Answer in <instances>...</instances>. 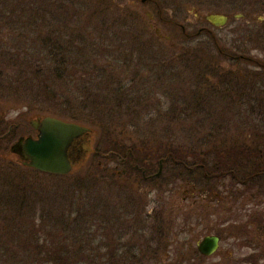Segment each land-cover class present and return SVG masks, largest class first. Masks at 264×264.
Segmentation results:
<instances>
[{
	"label": "rangeland",
	"instance_id": "rangeland-1",
	"mask_svg": "<svg viewBox=\"0 0 264 264\" xmlns=\"http://www.w3.org/2000/svg\"><path fill=\"white\" fill-rule=\"evenodd\" d=\"M210 15L228 19L217 26ZM44 74L68 102L23 83ZM97 93L99 100L90 98ZM263 112L264 0H0V117L8 122L0 131H12L0 141L2 264L5 252L23 257L51 244L80 250L73 242L80 237L79 264H99L112 251L120 264L134 254L143 264H254L245 261L253 253L264 264V228H244L256 211L264 223V192L220 194L209 182L211 193L200 195L195 175L176 167L182 178L164 177L171 173L164 157L148 172L131 156L132 147L171 141L203 149L222 138L262 144L251 124ZM44 115L92 129L91 150L78 153L70 174L25 166L10 150L36 134L32 122ZM102 147V156L92 154ZM130 166L132 176L123 171ZM210 234L220 236V247L201 258L198 245ZM37 240L44 249L22 246Z\"/></svg>",
	"mask_w": 264,
	"mask_h": 264
},
{
	"label": "trees",
	"instance_id": "trees-1",
	"mask_svg": "<svg viewBox=\"0 0 264 264\" xmlns=\"http://www.w3.org/2000/svg\"><path fill=\"white\" fill-rule=\"evenodd\" d=\"M43 16V15H42ZM33 17V16H32ZM32 19V18H31ZM51 34V33H47ZM43 36H50L46 35V33ZM46 39V38H45ZM49 53H51V49L49 50ZM36 65L33 63H30V70L32 73L33 71L37 70L38 67L35 68ZM35 68V69H34ZM46 69V68H43ZM113 71V70H112ZM61 76V75H59ZM29 78L26 79L23 83L25 86L32 87L33 85L40 84L42 85V92L41 96H45V99L50 100L51 102L54 101L56 104H59L57 100H55L56 97H61L67 100L68 97H66L67 94L62 93L63 91H54L50 85V81H48L46 78L48 77L46 74L43 75L45 79L43 81H40L39 83L34 79V77L28 76ZM35 77H41L40 75H36ZM241 78V77H240ZM256 81V80H255ZM115 81L110 82V84H113ZM257 83H260V80L256 81ZM108 83V82H107ZM258 83V85H259ZM109 84V83H108ZM107 84V85H108ZM262 86V85H260ZM100 89V88H99ZM120 89V88H118ZM100 90H91L89 92H97ZM117 93L114 92L115 96L113 98V102L120 104L121 101L124 99L123 97L119 96L118 90H116ZM101 95V94H100ZM98 93L95 95H90V98H94L95 100H99ZM199 98V97H198ZM68 102V100H67ZM85 101L83 102L84 105ZM256 103V101H254ZM93 103L91 102V105ZM84 107H86L84 105ZM189 109V108H188ZM182 110V113L178 111L175 115L178 118L180 117V114H186L189 112V110ZM254 110V108H253ZM264 113V112H263ZM263 117V118H262ZM89 119V118H88ZM254 122L251 124L254 128V136H259L264 138V114L262 116L256 117ZM5 122L2 117H0V125H4ZM11 126H8L9 129ZM18 130L19 126L15 125ZM105 127V126H104ZM199 128L198 126H196ZM109 128V127H108ZM215 129H218V127H215ZM214 129V130H215ZM214 130H210L208 135H211ZM31 131V129H30ZM12 132V131H11ZM10 132V133H11ZM28 132V130L26 131ZM110 132V130H109ZM9 132L5 134V132L0 131V141L2 139L6 138V136H11ZM17 135V133H14V135ZM113 134V133H112ZM262 139H256L253 138L251 142L249 141H240V140H233V141H227L224 138L218 140L213 145H211L208 149H203L201 147H179L171 143H164V145H157L155 143L154 146L147 145L146 146H138L137 148L132 147L131 156L135 158L136 163L142 165L147 169L148 172H151V170L154 168L155 160L164 159L165 163V169L168 170V166H170V175L169 173L164 174L168 177H175L177 174V171L175 170L176 167L179 170V172H185L189 173V175H195L196 180H201V185L195 187L198 189V192L200 195L203 194H209L211 193L212 189H207V187H204L203 185L208 184L209 182H212L215 184L214 186L217 188V191L222 194L225 190H228V192H233L236 195L241 194L242 192L245 193L244 195L252 196V195H261L262 192H264V141L261 144ZM104 142V141H103ZM255 142V144H254ZM104 145V144H103ZM102 146V145H101ZM124 146V145H122ZM111 149L114 151H118L119 146L116 143L111 142ZM90 149V147H89ZM128 149V148H127ZM91 150V149H90ZM89 150V152H90ZM143 152V155L139 153V155H136L135 153L137 151ZM103 147L101 150H95V148L92 150V154L97 155V157L102 156L103 153ZM152 158V159H151ZM124 172L127 171L128 175L132 176V173L135 171L137 172V169L133 166L128 167L127 169L123 170ZM140 171V170H139ZM138 171V172H139ZM175 171V172H174ZM141 172V171H140ZM178 172V173H179ZM116 175H118L116 173ZM143 176V175H141ZM179 177L180 175L177 174ZM180 178H182L180 176ZM159 177H156L155 180H159ZM184 183L192 184L191 181L188 180H181ZM182 183V184H184ZM205 183V184H203ZM237 185V186H235ZM180 187V186H179ZM236 187V188H235ZM232 188V189H231ZM252 220L247 223H244V228L249 231L247 228L249 226H255L257 227V230L263 231L264 223L261 224L259 221V218L262 220L263 218V211H256L252 215ZM233 223H237L233 221ZM262 226V228H260ZM237 226H235L236 228ZM241 227L238 225V229ZM75 229V228H74ZM40 230V229H39ZM264 232V231H263ZM77 235H79L78 232H76ZM82 237L77 242L80 250L84 248L82 246L83 242L81 241ZM264 239H262V242ZM52 247L46 251H38L37 253H29L24 252L23 257H17V254L15 252H5L9 255L7 257V263L8 264H73L72 261H74V257L76 258V264L81 263L79 261L80 257H84L82 251L80 250H74L71 251L69 249L68 244L60 245V244H51ZM22 246H32L35 249L37 248H43L40 246L39 240H37V244H26L22 242ZM144 244H139V247L136 248H142ZM131 247V246H130ZM257 248V246L255 245ZM263 247V246H262ZM132 248V247H131ZM4 253H0V255H3ZM117 255L116 251H112L108 253V256L111 258H108L106 261L101 260L98 263L99 264H120L119 259H112L115 258ZM200 257H206L202 254H200ZM255 254H251L246 257V260L248 263H256L253 259V256ZM91 264H94L93 259ZM259 260V258L257 259ZM121 263L123 264H143L142 258H137V255L134 254L132 257H129L128 259H125L123 257ZM0 264H2V260L0 259Z\"/></svg>",
	"mask_w": 264,
	"mask_h": 264
},
{
	"label": "water",
	"instance_id": "water-1",
	"mask_svg": "<svg viewBox=\"0 0 264 264\" xmlns=\"http://www.w3.org/2000/svg\"><path fill=\"white\" fill-rule=\"evenodd\" d=\"M215 25H223L226 15H210L208 17ZM33 123L36 135H22L11 145V152L25 166L42 172L56 175L71 173L79 159L78 153L89 152L90 140L87 138L91 128L85 124L57 117L44 115ZM220 245V236L206 235L198 247L205 255L213 254Z\"/></svg>",
	"mask_w": 264,
	"mask_h": 264
},
{
	"label": "flooded vegetation",
	"instance_id": "flooded-vegetation-1",
	"mask_svg": "<svg viewBox=\"0 0 264 264\" xmlns=\"http://www.w3.org/2000/svg\"><path fill=\"white\" fill-rule=\"evenodd\" d=\"M211 24H213V23H211ZM214 25V24H213ZM141 172H142V175L144 176V178L145 179H150V178H147L148 176V174L146 173V171H144L143 169H139ZM152 179V178H151Z\"/></svg>",
	"mask_w": 264,
	"mask_h": 264
}]
</instances>
